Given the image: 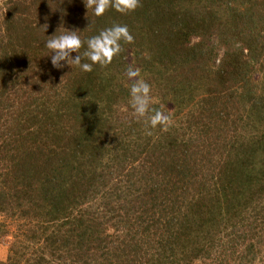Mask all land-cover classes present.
<instances>
[{
	"label": "trees",
	"instance_id": "obj_1",
	"mask_svg": "<svg viewBox=\"0 0 264 264\" xmlns=\"http://www.w3.org/2000/svg\"><path fill=\"white\" fill-rule=\"evenodd\" d=\"M86 2L0 0V264H264V0ZM114 24L111 65L53 67L48 36Z\"/></svg>",
	"mask_w": 264,
	"mask_h": 264
},
{
	"label": "clouds",
	"instance_id": "obj_2",
	"mask_svg": "<svg viewBox=\"0 0 264 264\" xmlns=\"http://www.w3.org/2000/svg\"><path fill=\"white\" fill-rule=\"evenodd\" d=\"M87 9H92L96 17H103L110 9L121 14L135 12L141 6V0H87ZM47 26L44 27L46 29ZM59 29L55 35L48 36L45 47L50 51L51 63L54 68L62 69L66 65L73 69L78 67L82 72L90 73L94 65L107 67L122 52V44L134 43V36L126 25L114 24L101 30L98 35L83 41L78 34L80 31ZM60 33V34H58ZM86 43V51L81 49ZM73 53L77 55L73 57ZM85 60L90 62H85ZM127 78L132 81L130 87L131 107L138 118H146L150 129L160 127L167 131L172 124L170 115L152 107L154 99L151 86L142 78L141 69L129 65ZM152 135V131L147 132Z\"/></svg>",
	"mask_w": 264,
	"mask_h": 264
},
{
	"label": "rangeland",
	"instance_id": "obj_3",
	"mask_svg": "<svg viewBox=\"0 0 264 264\" xmlns=\"http://www.w3.org/2000/svg\"><path fill=\"white\" fill-rule=\"evenodd\" d=\"M0 221H1V218H0ZM6 251H7L6 248L0 247V257H2V259H4L3 257L6 256Z\"/></svg>",
	"mask_w": 264,
	"mask_h": 264
}]
</instances>
